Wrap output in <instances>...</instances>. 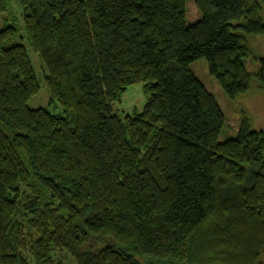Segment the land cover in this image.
<instances>
[{
	"label": "trees",
	"instance_id": "16d2710c",
	"mask_svg": "<svg viewBox=\"0 0 264 264\" xmlns=\"http://www.w3.org/2000/svg\"><path fill=\"white\" fill-rule=\"evenodd\" d=\"M49 105L17 29L0 30V264H259L264 133L243 120L220 143L216 98L189 70L205 59L234 101L256 79L247 41L260 4L194 0H17ZM0 0V17L7 12ZM141 113L113 105L132 85Z\"/></svg>",
	"mask_w": 264,
	"mask_h": 264
},
{
	"label": "rangeland",
	"instance_id": "374dc122",
	"mask_svg": "<svg viewBox=\"0 0 264 264\" xmlns=\"http://www.w3.org/2000/svg\"><path fill=\"white\" fill-rule=\"evenodd\" d=\"M260 4L262 8V19L264 21V0H251ZM7 12L0 17V30L6 26H13L17 29V39L15 43L22 45L28 54L32 68L40 82V91L29 102L31 109H46L53 115H63V110L57 104L49 105V95L44 86V76L46 70L39 58L30 46L22 18V9L17 0H7ZM187 7V25H193L201 19L197 12L194 0H188ZM249 55L243 58V64L249 74H256L261 68V61H264V37L252 38L246 43ZM189 70L203 84L219 103L224 116L225 123L219 138V142H225L234 139L240 129L243 120H247L250 129L264 133V89L259 82L253 78L250 90L243 96L234 101L229 100L217 81L210 76L207 61L199 59L190 64ZM149 100L148 93L144 86H129L119 101L113 105L115 113L123 118L127 115L141 113ZM56 258L61 259L63 264H76L75 260L66 253H55ZM259 264H264V254L259 258Z\"/></svg>",
	"mask_w": 264,
	"mask_h": 264
}]
</instances>
